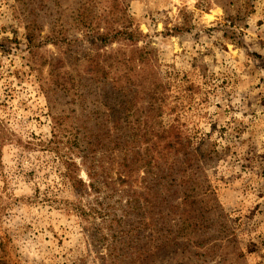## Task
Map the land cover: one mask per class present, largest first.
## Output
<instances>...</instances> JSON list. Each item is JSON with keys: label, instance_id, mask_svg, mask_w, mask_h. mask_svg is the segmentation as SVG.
Returning a JSON list of instances; mask_svg holds the SVG:
<instances>
[{"label": "rangeland", "instance_id": "obj_1", "mask_svg": "<svg viewBox=\"0 0 264 264\" xmlns=\"http://www.w3.org/2000/svg\"><path fill=\"white\" fill-rule=\"evenodd\" d=\"M116 5L136 43H91L99 17L116 15L113 0H0V264H264V0ZM133 47L146 64L105 68L117 85L93 80L87 58L117 49L126 58ZM137 121L167 131L172 149L134 135ZM53 127L85 182L80 147L95 150L100 192H74ZM125 149L175 180L158 181L135 159L123 168ZM129 200L138 210L124 217ZM112 217L140 229L121 242Z\"/></svg>", "mask_w": 264, "mask_h": 264}, {"label": "trees", "instance_id": "obj_2", "mask_svg": "<svg viewBox=\"0 0 264 264\" xmlns=\"http://www.w3.org/2000/svg\"><path fill=\"white\" fill-rule=\"evenodd\" d=\"M117 0H113V3H115V8H116V15L112 17L111 21H108L107 19H105L104 17H99V21L100 23L105 22L104 27L102 28V31H99V28H96L97 31H95L96 35L94 38L91 39V43H100L103 45H108L113 41H121V42H129V44H133L136 43L140 37V32L137 30H133L130 27V23L127 19V14L121 10L120 8H118V5H116ZM86 11V10H85ZM86 17H89V14L85 13ZM119 24L121 27L117 29L116 25ZM99 27V26H98ZM27 30V34H26V40L27 43L29 45V47H33V46H37L36 45V40H37V36L36 33H34L31 30V26L27 25L26 27ZM52 38V37H49ZM52 43L57 45L60 42H63L61 39H51ZM98 50V49H97ZM120 52V49H117L115 53L112 52L111 57H109V55H106L105 53H100L98 51V53H96L95 55H93L90 58L86 59V62L89 64L90 67V73L92 74V78L93 80H97V81H111L112 84L117 85L119 82L118 77H112L108 74V70L105 68H111L113 63L116 65H124L127 66V68H125V72L127 73V70H129L128 64L131 65V63L133 62H138V64H146L149 60L148 57V53L144 50V48L140 49V48H132L131 49V55L123 58L120 57L118 55V53ZM102 57V58H101ZM101 58V59H100ZM50 69H49V75H50V81L55 85V87H62L63 86V82L60 81V76L59 74L56 72L55 66L53 63H49ZM107 71V72H106ZM151 70H147V74L150 73ZM111 84V85H112ZM149 84H152V82H150ZM148 88V93L147 95L150 96V98L152 99H156L154 98V95L157 91V86L150 88V86L147 87ZM150 88V89H149ZM138 98V97H137ZM144 98V97H143ZM134 100L132 101H126L124 108L127 111V115L129 114V112H132V108L133 105L131 104ZM154 111L153 107H150L147 112L152 113ZM134 114V113H133ZM56 123V121H55ZM130 128L133 131L134 135H139L141 138L144 139V142H148L151 143V146L158 144L159 141L163 140V148H165L166 150H171L172 149V143L169 141V135H167V131L163 130L162 133L156 132L152 133V129H149L151 126H147V122H143V125L141 123H139V121H137V123H135V126H133L132 124H130ZM149 127V128H148ZM115 130H117L118 128L115 125ZM56 129L53 127V136L52 139L50 140V142L54 145L53 149L56 150V152L58 154H60V152L62 151L61 146L65 145V147L67 148L66 154H61L60 156L63 159V163L65 164L66 167V177L68 179V181L71 184V187L74 189V192L77 194V196H80L84 193L88 191H95V192H100V178H99V174L98 171L95 169V163L92 159L91 154L95 153L94 149L92 148V146L90 145L89 149H86V147H80L81 148V159L83 160L82 163L87 167V176L89 178L88 182H85L84 180H82V178L78 177V165L75 163V161L73 160L72 157H70L71 155V149L73 150V152H76L74 148H71V146L69 145V140H67L66 142H63V145H60V139L58 138V136L56 135ZM155 135V138L152 137ZM66 143V144H65ZM91 144V143H90ZM67 145V146H66ZM78 145H76V150L79 149V147H77ZM184 148V146L180 145L177 149H175V151H180ZM61 150V151H60ZM126 155L123 158V161L121 162V165L123 166V168L128 167L130 165V161L134 160V162L138 163L139 165L142 166H146L147 173H154L155 178L160 181L162 180H170V181H174L175 177L172 175L171 172L165 170L164 168H160V166H158V164L156 163L153 166L152 160H151V156H148V154H145V156H140L139 153L136 151H127L125 149ZM128 153H131V157L128 159ZM64 156L66 158H64ZM91 156V159L88 163V157ZM189 157L186 154L185 158L180 162V164H184L187 165L189 162ZM133 162V161H132ZM171 168V167H170ZM103 183V182H102ZM106 186V185H105ZM109 196V195H108ZM107 197V196H106ZM162 202L164 204L167 205V208L170 207V210H173L177 207V204H172L168 201V199L166 197H161ZM166 200H164V199ZM187 199V198H186ZM186 199L184 198V201H186ZM129 207L125 212L124 217L127 215V213H129V210H138L136 209L137 206L134 204L132 206V204L128 203ZM109 211L107 212V215H109ZM115 217H112L109 222L111 223L108 227L110 229H112V223H118V227L117 230H115L114 233H117L119 235V239L121 240V242H124V238L126 235H131V234H135L133 232H138L140 227L139 225H134V223L129 222L127 223L128 225H122V223L124 222L123 219L121 220H114ZM141 222H144L143 219H141ZM138 222V223H141ZM181 222L186 223L188 220L186 218L181 219ZM161 228L164 230H166V227L160 225ZM160 229V230H162ZM164 242V241H163ZM141 261H148L149 259H147L146 257H143L140 259Z\"/></svg>", "mask_w": 264, "mask_h": 264}]
</instances>
